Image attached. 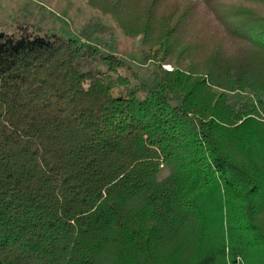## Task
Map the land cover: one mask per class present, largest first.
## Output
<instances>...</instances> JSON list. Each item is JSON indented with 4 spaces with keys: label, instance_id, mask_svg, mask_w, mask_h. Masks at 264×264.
<instances>
[{
    "label": "trees",
    "instance_id": "trees-1",
    "mask_svg": "<svg viewBox=\"0 0 264 264\" xmlns=\"http://www.w3.org/2000/svg\"><path fill=\"white\" fill-rule=\"evenodd\" d=\"M88 5L136 63L0 32V264H264V0Z\"/></svg>",
    "mask_w": 264,
    "mask_h": 264
},
{
    "label": "rangeland",
    "instance_id": "rangeland-1",
    "mask_svg": "<svg viewBox=\"0 0 264 264\" xmlns=\"http://www.w3.org/2000/svg\"><path fill=\"white\" fill-rule=\"evenodd\" d=\"M24 31L82 40L127 62L139 59L138 41L124 37L108 16L88 5V0H0V32L18 36ZM255 119L263 121L262 116Z\"/></svg>",
    "mask_w": 264,
    "mask_h": 264
}]
</instances>
